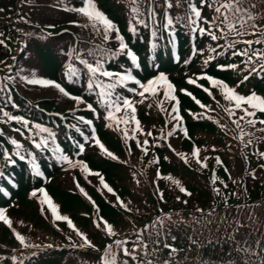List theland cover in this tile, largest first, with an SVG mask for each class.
Instances as JSON below:
<instances>
[{"label": "trees", "instance_id": "16d2710c", "mask_svg": "<svg viewBox=\"0 0 264 264\" xmlns=\"http://www.w3.org/2000/svg\"><path fill=\"white\" fill-rule=\"evenodd\" d=\"M96 2L120 28L127 43L138 53L142 70L147 75L153 74L159 67L179 74L175 75V79L182 82L185 73L203 69L227 79L244 92L257 90L264 93V73L252 74L241 83L244 76L248 75V69L243 63L245 58L233 56L230 49L224 50L220 55L212 53L210 48L216 47L217 44L224 45L225 40L212 41L209 36L191 30L183 19L186 12L185 0H180L179 6L174 4L172 9L164 8V0H154L159 24L150 25L148 28L137 26L136 33L129 31V21L132 18L130 0H96ZM193 3H196V0H193ZM251 4L256 5L252 11L259 23L261 18H264V0H247L245 7H250ZM80 6L82 0H0V9H3L0 11V33H2L0 40L4 41L0 44V84L8 85L7 89L0 92V108L12 116L28 120L33 135L38 131L32 127L35 123L47 127L50 132L55 129L60 143L66 147L68 142L59 120L41 111V107L60 108L61 106L57 107L53 102L63 94L55 87L29 84L22 78L57 80L64 83L72 92L78 93L85 104L91 103L98 109L103 107L99 102V90L88 88L89 74L78 62L76 55L84 53L83 58L94 62L91 56H87L88 51H95L94 46L114 50L118 46V41L114 39L113 34V39L104 43L102 37L97 35L91 26L82 27L81 25L87 22L86 18L71 10ZM164 11L174 18L170 31L164 27ZM202 15L211 19L214 13L212 9L204 7ZM203 26L207 27V25ZM153 31L156 32L155 36L152 35ZM167 32L177 34L179 41L177 51L180 55L178 62L173 61ZM190 33L196 44L194 52L190 46ZM228 39L231 40L232 37ZM243 39H255V37L247 36ZM244 47L246 46L243 44L237 45L238 50ZM220 51L221 49H217V52ZM210 56L214 58L205 64L204 61ZM121 61H125V55H117L114 59L108 58L104 68H119ZM229 64H236L239 67L226 70L218 67ZM70 65L77 69L78 76L69 78L66 75ZM6 77L12 79H5ZM99 79L108 82L106 78ZM115 91L119 95L124 94L122 87H118ZM202 98L214 109L208 113L212 119H194L190 113H195L197 107L183 97L186 108L191 110V112L185 111L190 138L183 137L179 129L172 136L167 135V142L164 141L158 149L159 163H152L154 157L145 155L144 152H139L138 157L131 154V159L126 161L95 162L104 167L108 180L115 186L120 198L125 203L130 202L131 212L122 209L117 204L116 197L103 191L95 178L92 179L94 185L88 186V192L96 197L102 216L118 233L117 237L111 239L135 241V233L138 230L151 225L157 217L164 219L165 227L160 229L159 237L152 228L143 234L149 244L147 258L153 260L154 264L156 261L163 264L166 259H171L172 264H261L264 252H261L255 242L264 244V157L260 155L264 153V132L259 131L264 125L257 123L255 127H251L241 121L244 131L248 133L241 140L240 129L236 128L233 120L238 119L242 113L239 112L235 117L229 118L225 111L229 105L224 98L218 103L205 96ZM203 111L199 110L196 113ZM28 116H31L33 123ZM159 123L161 125V120ZM169 126V129H165L167 132L173 128L172 123ZM28 133V127L25 128L21 122L8 120L0 113V158L5 151L10 155L17 151L10 142L12 139L23 145L19 151L26 156L31 154L30 156L37 158L44 157L43 148L36 149L29 146L26 138ZM160 133H163L162 129ZM33 135L28 138H32ZM44 136L47 137L48 133H44ZM249 140H251L250 144L247 143ZM194 144L200 149V158H208L205 161L208 165L206 168H201L192 157ZM177 153L188 154V163L181 160ZM122 156L125 157L126 154L123 152ZM217 157L222 164H217ZM17 163L18 165L9 167V170L18 174V188L13 190V194L21 200L27 191L26 178H24L26 167L22 162ZM169 176L179 180L191 196L181 193L177 186L165 179ZM213 179L216 180L215 184L212 183ZM69 183V190H60L57 184L52 185L50 190L56 198L58 196L61 199V203L64 201L71 203L73 199L80 204L83 203L84 214L81 211H71L78 219L80 224L78 226L86 229L88 227L90 231L88 235L92 238V242L103 250L111 239L101 229L90 226L89 221L97 215L96 211L81 193L77 192L71 181ZM214 188L220 190V195L213 191ZM158 192L164 194L163 200ZM233 193L235 195H232ZM177 197L180 199L177 200ZM225 200L227 204L224 203ZM198 208L203 209V213L197 211ZM22 214L28 215L23 207L21 209L16 206L11 212V218L13 223L19 224L25 231L28 244L59 243L60 245L59 248H55L59 250L55 251L58 256L52 252L47 254L48 258L38 259L36 256L38 250L32 251L33 247L21 249L13 239L4 240L8 246L16 245L17 251L23 253L31 251L22 264H98L101 252L87 247L73 246L80 244L73 231L66 227L56 229L39 214L38 218L44 225L35 227L33 231L27 228L26 220L21 218ZM18 219L21 222H16ZM237 221L244 225L238 232L235 231ZM31 223L30 227L34 228L36 221L33 220ZM4 227L0 229V240L7 238L8 232ZM68 237H71V240ZM156 240H159V243L154 245L152 242ZM243 241L247 243H242ZM165 245H170L176 250L171 258L168 255L169 249ZM131 246L130 243L128 247ZM238 246L250 248L257 255L249 256L247 252L239 251ZM116 251L118 264L122 259L128 260L129 264H139V259L144 257V252L139 249L137 261L124 257L119 250ZM63 254L64 256H61Z\"/></svg>", "mask_w": 264, "mask_h": 264}, {"label": "snow or ice", "instance_id": "6c2138e0", "mask_svg": "<svg viewBox=\"0 0 264 264\" xmlns=\"http://www.w3.org/2000/svg\"><path fill=\"white\" fill-rule=\"evenodd\" d=\"M186 3V12L183 19L188 23V26L191 28L192 31L198 32L201 35H207L211 38L212 41H218L221 39L225 40L224 45L217 44L216 47L210 48L212 53H217L218 55L223 54L224 50H232L233 56H242L244 57L243 63L248 69V75L244 76V80L241 81L243 83L246 81L250 75L252 74H259L264 73V18H261L260 22L257 23V16L253 13L252 9L256 8L255 4H251L250 7H245L247 0H196V3H193V0H185ZM130 13H131V20L129 21V31L132 33L137 32V26H142L148 28L150 25H158L159 21L157 20V6L154 3V0H130ZM176 6H179L180 0H164V8L165 9H172ZM142 7L144 10L142 11ZM204 7L212 9L214 15L211 19L204 17L202 15V9ZM83 17L86 18L87 22L82 27H89L95 31L97 35L102 37L104 43H108L113 39L118 41V46L114 50H108L102 48L100 46H94L96 49L95 51H88L87 56H91L94 62H89L88 59L83 58L84 53H78L76 55V59L78 62L84 66L85 70L89 74V89H97L98 96L100 98V103L103 104L107 115L104 117L106 121L109 123L106 124L107 127L112 128L113 124L116 125L117 129L122 131L123 138L127 139H135L134 136H129L128 132V125H134L132 129L133 132H140L143 133V129L141 128L140 121L136 118V107L132 99L128 97H124L116 93V89L118 87H125L127 82L131 81L139 86L140 91H137L133 88H128V91L135 92L136 95L141 97L142 99L138 101L139 103H143L144 99H146V93L151 94L152 96H158L160 91H163V99L159 101V105L162 111H165L163 108V103L165 100H169L174 102L171 106V111L168 112V116L170 117L171 121H175L176 123L173 125L171 131L167 133L168 136H172L173 133L177 129H182V121L183 117L180 115V101L175 95L176 88L173 83L169 80L166 74L159 73L153 79L148 80L146 83H142L140 80L135 79L129 72L124 73H114L112 71L106 70L104 68V63L107 61L108 58L114 59L117 55H126L130 60L135 64L137 61V56L130 50L129 45L125 42L124 37L120 34V30L117 28L115 23L102 11L98 5L96 0H82V6L74 7L71 9ZM3 11V9H0ZM165 23L164 27L166 29H170L174 24V18L169 15L167 11L163 13ZM178 22V21H177ZM75 23V22H73ZM207 25V27L201 26ZM171 34V33H170ZM2 35V33H0ZM152 35L155 36L156 32L153 31ZM253 36L255 39H243V37ZM232 37L231 40L228 38ZM4 41L0 40V44H3ZM243 44L244 47L242 50L237 49V45ZM255 45H259L260 47H254ZM217 49H221L220 52H217ZM214 57L210 56L208 59L204 61L205 64L209 63L211 59ZM188 63V61H185ZM222 70L226 69H236L239 66L236 64H229V65H218ZM66 75L71 78L72 76H78L79 73L77 69L72 67L71 65L68 68V72ZM100 77L106 78L108 82L99 79ZM5 79H12V77H6ZM25 79L29 84H39L43 86H52L55 87L61 94L70 99L74 100L77 104L85 103V101L81 97L71 96L69 92L65 90L60 84L55 83L50 80L44 79H37L32 78L28 79L26 77L22 78ZM207 80L210 87L204 88L203 90L208 93L209 96H213L212 89H218L223 98L229 102V107L225 108V111L228 113L229 118L235 117L237 115V111L242 113L238 119L233 120V123L236 125V128L240 129L241 136L240 139L243 140V137L247 135L241 125V121L251 127H255L257 123L264 125V119H257V113L264 114V97L258 95L256 92H250L247 95H242L237 92V90L233 87H230L227 83L223 80L214 78L207 74H203L197 76L195 79L189 77L187 79L188 84L197 85L198 87H203L202 85H198V80ZM7 84H0V92H3L7 89ZM180 92L184 93L185 95L191 97L195 103L204 111L201 113H190L194 119H212L211 116L208 115L209 112L214 111L208 105L203 104L199 99H197L191 92H188L186 89H180ZM213 99L215 97L213 96ZM86 107L95 112V109L91 104H87ZM123 112V115H117L118 113ZM0 113L4 117H7L10 121H17L21 122L25 128L28 127L29 121L24 119L23 117L19 116H12L7 111H4L3 108H0ZM83 120V118H80ZM84 123L88 124L89 126L92 125V121H84ZM123 125L124 127L121 128L120 126ZM36 130L32 138V143L36 149H49L56 154V158L59 161L67 162L69 165L76 167L79 166L82 171L88 174H94L99 177V182L103 186L107 192L112 193L115 195L114 190L105 182L104 177L99 173H92L91 170L88 168L87 164L83 161H76L75 163L69 159L66 155L61 152V149L57 146L54 149L50 147V142L55 143V133L50 132L47 127H42L39 124H34L32 126ZM223 127V125H222ZM184 131L185 137H188V133L186 129H182ZM16 131H20L16 129ZM259 131L264 132V128L259 129ZM41 133H48L47 137L37 139L35 137L39 136ZM23 135V133H21ZM147 136L151 137L153 135L152 132H147ZM163 138V137H161ZM91 139L95 146H97L101 152L112 160H118L119 158L110 151L105 145L101 142L99 138L95 136V129H92V136L85 137V140L88 141ZM11 144L14 145L17 149L15 152V156H17L20 160H25V155H22L19 149L23 147L17 140L12 139ZM248 144L251 143V140L247 142ZM149 144L148 140H144L142 143L137 140V146L141 148V150L147 154L148 149L147 145ZM159 147V145H155ZM247 146V144L245 145ZM76 147L79 150V153L84 152V144H77ZM171 148V145H169ZM214 150V149H213ZM173 151H175L173 149ZM4 158L12 161L10 154L5 151L3 153ZM31 155V154H29ZM181 160H183L186 164L188 163V154H181L177 153ZM192 157L195 158L196 163L200 165L201 168H206L208 165L205 161L208 159L207 157L201 159L200 158V149L198 147H194L192 153ZM262 157H264V153H260ZM33 161L35 157L32 158ZM217 164H222V161L217 157L216 158ZM152 163H159L158 158L154 159ZM227 171V169H225ZM33 172L36 176H42L43 173L40 171L39 167L33 162ZM2 175V174H0ZM159 176V173H157ZM165 179L170 180L175 186L179 188L181 193H185L188 196H191V193L187 191V189L182 186L179 180L172 178L171 176L166 177ZM139 183V181H137ZM212 183L215 184L216 180L213 179ZM77 188H79L80 192L87 196V193H84V189L80 188L79 184L77 183ZM227 187V185H225ZM213 191L220 195V190L214 188ZM39 193V195H38ZM161 200L164 199V194L162 192H158ZM232 195H235L233 193ZM31 196L38 199L41 205H46V209L42 208L41 211H50L51 216L54 218L55 221H64L67 223L68 227L75 233L77 237L80 238L81 243L79 245H73L81 248H90L94 249L97 252H101L99 256L98 264H118V256L117 251L119 250L120 253L124 257H129L132 261H137V250L144 252V257L139 259V264H154V261L148 259V251L149 244L146 242L144 233L148 232L149 228L156 230V235L159 237L160 229L165 227L164 219L157 217V219L151 224L146 225L143 229L138 230L136 235L135 241H129L127 239H111L118 236V233L115 231L114 226L109 223L107 220H104L103 217L97 216V218L93 221L94 226L97 229H101L105 235L111 239V242L106 244L103 250L97 248V246L89 239L86 233L82 232L73 221L66 215H62L59 211L58 205H56L52 198L49 196L48 192L44 188H38L31 192ZM90 199V198H89ZM180 197H177L179 200ZM117 204L124 209L126 212H131L132 209L129 207L130 202L125 203L118 195L116 196ZM187 203V201H184ZM227 204V200L224 201ZM197 211L203 213V209H197ZM7 210L0 208V223H3L7 228H9L15 239L19 241L20 245L23 247H39L38 245H30L26 242V238L20 232H18L14 225L12 219L6 214ZM212 213H209L211 215ZM171 219L170 217L168 218ZM159 226V227H158ZM241 227L244 225L240 224L237 221V227L235 231H239ZM71 240V237H68ZM230 239H234V237H230ZM131 243V247L128 245ZM154 245L159 243V240L152 242ZM242 243H247L243 241ZM257 247L260 248L261 252H264V244H261L259 241L255 242ZM51 247V245H49ZM169 249L168 255L171 258L174 253L175 249L172 248L170 245H165ZM239 251L247 252L249 256L257 255L256 252L251 250L250 248L239 247ZM154 254V252H153ZM0 259H3L0 257ZM15 259V257L13 258ZM119 264H129V261L126 259L119 260ZM155 264H160L159 261H156ZM163 264H172L171 259H166L163 261ZM261 264H264V259H262Z\"/></svg>", "mask_w": 264, "mask_h": 264}, {"label": "rangeland", "instance_id": "374dc122", "mask_svg": "<svg viewBox=\"0 0 264 264\" xmlns=\"http://www.w3.org/2000/svg\"><path fill=\"white\" fill-rule=\"evenodd\" d=\"M146 94L149 95V96L151 95V94H148V93H146ZM161 99H163V91L162 90L160 91L158 96L154 97V103L155 104H151L150 106H148L149 102L144 101L143 103H139L138 101H140L141 99H137V101H136L137 106L144 113L143 120H140V125H141V128L143 129V131L152 130L160 122V115L158 114V112L156 110H157L158 107H160L159 101ZM169 102H171V101L165 100L163 105H166ZM117 115L119 116V115H121V113H118ZM102 123L104 125H106L109 122L106 121L105 119H103ZM113 125H115V124H113ZM128 129L131 130L132 126H129ZM95 136L97 138H100L99 135H95ZM105 138L107 139L110 147L116 148L113 145V142L116 139V137L114 135H111V134L105 132ZM91 145L95 149L97 148V146H95L94 142H92ZM92 147H91V149H92V152H93V148ZM67 165L69 166L68 163H67ZM52 183L54 185L57 184V186H59L60 190H62V189L69 190L70 189L69 178H65V176H63V174H60V175L58 174L57 177L53 180ZM57 199L60 202V210H61V212L69 213L70 215H72L74 220L76 222H78V219L74 216L72 211H77V212L82 211L83 207H84L83 203L80 204L76 199H73L72 202L70 201L71 203H69L68 201L67 202L64 201V202L61 203V199L58 196H57ZM38 202H39L38 200H37V203L34 200V203H33V201L30 198H28L27 195H25L23 199L21 198V200L18 201L19 207H21V209L23 207V209L28 213L27 216L22 214L21 218L26 220L25 223L28 225L27 228H30L33 231H34L35 227L44 225L43 222L41 221V219L38 218V213L35 212V209H36L35 206H37ZM33 220L36 221V223H34V228H31L30 227L31 224H32L31 222Z\"/></svg>", "mask_w": 264, "mask_h": 264}]
</instances>
